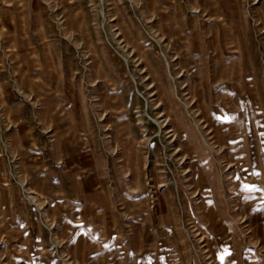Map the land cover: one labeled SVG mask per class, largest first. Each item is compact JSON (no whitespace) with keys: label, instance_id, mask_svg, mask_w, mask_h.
Here are the masks:
<instances>
[{"label":"rangeland","instance_id":"1","mask_svg":"<svg viewBox=\"0 0 264 264\" xmlns=\"http://www.w3.org/2000/svg\"><path fill=\"white\" fill-rule=\"evenodd\" d=\"M0 264H264V0H0Z\"/></svg>","mask_w":264,"mask_h":264}]
</instances>
